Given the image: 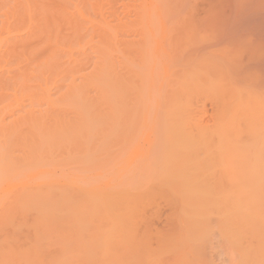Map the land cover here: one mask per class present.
<instances>
[{
	"label": "rangeland",
	"instance_id": "obj_1",
	"mask_svg": "<svg viewBox=\"0 0 264 264\" xmlns=\"http://www.w3.org/2000/svg\"><path fill=\"white\" fill-rule=\"evenodd\" d=\"M224 1H226L227 3L225 4ZM256 2L259 3L258 1ZM243 3L248 4L251 2L250 0H238L237 4V0H0V44L2 43L0 45V82H6L7 80L6 83L1 82L3 84H0V87H2L1 89L4 91L3 92L1 90L3 96L4 93L8 96L7 97L5 95L7 101L5 99H2L3 96L1 97V99L4 101L0 99V107H7H3V110H0V112H2L3 114L4 111L3 115H5V109L7 110L9 105L15 107L14 111L12 112L13 115H9V111L7 110V117L5 115V117L2 118L4 120V124L6 122L10 124L11 122L9 121H12L13 117L15 119L13 121H17L22 116H26V114H28V110L33 111L34 108V111H37L38 109L40 111L42 109L46 110L48 107L46 106L45 101L43 102L40 99V103L43 102V106L41 108L40 103L37 102L39 101L38 98L44 94V89H46V93L50 88V98H54L55 100V98H59L58 95L60 96L61 92L62 94H64L63 91L67 90L66 86L67 84H69L68 80L71 81V77H75V84L78 83L77 85L79 86L81 85L79 84V82H81L82 85L85 84V82L83 81L89 78L88 76L92 78V75L94 76L96 72V74H100L97 69H99L98 65H103L98 63H100L102 60L103 63L105 61V58L101 57L100 55L103 53V56H107L106 59L109 60L111 58L109 62L113 61L111 63H108L106 60V62L104 63H108L107 65H105V71L107 72L104 77H106L107 75L106 78L110 79L111 76L109 75V77L108 73L110 74L112 72V75L114 74L116 79L114 78V76H112L111 81H114L117 87L114 82L112 84L113 86L110 85V87H106L107 85H109V80L105 79L108 84L106 85L105 82L104 89L102 86L104 82L102 81V83L100 84L102 80L100 78L101 80L98 83L97 77H99V75H95V78L97 79L96 81L94 78L92 80L87 79V81L94 80L93 82H96V84H98V87L95 86V90H93L94 86L90 87L88 85V94H90L88 96H91L90 98L92 99L93 103H95L96 100L97 102H99L100 99L98 98H100L99 96L103 94L100 93L101 89L97 90L96 87L100 88L101 86V88L104 89V93L106 94L108 92L105 91L107 90L106 88H108L110 94L111 92L115 93H113V97L114 95L116 96L117 94H119L120 90V97H118L121 99L122 105L120 104V100H115L114 97L112 98L113 101H119H117L118 103H114L111 101L114 104L113 106H116L117 109L121 108L123 104L127 105L130 103L129 105H127L126 111L132 106L131 109L127 111V114H125V108H121V112L120 109L116 110L113 107H111L110 110L105 103L107 102V99V103H109L111 98L109 99L108 97L106 99V97H104L106 95H103V99L106 100H104L105 102L103 100H100L104 102V104L101 103L102 105L100 106L106 107L105 109H107L105 110V112H103V114L102 111L104 108H100V110H102L101 112L99 111V113H101L100 115H96V112L93 111V115L90 112L85 114L84 117V114L82 115V118L86 120V116H88V114H91L88 117L89 121H91L90 118H93L94 116L95 120L96 118H98L97 120L101 119L103 123H101V121L98 123L94 119H92V121L94 120L95 122H93L94 124H91L87 119V123H89V129H85V132L83 131L84 128L82 129V138L81 140L79 139L81 143L78 142L79 140L77 141L78 144L75 143L76 140L69 143L72 146L74 145L73 148H71L72 146H69V150H74V152L70 150V154H77L75 150L80 153L78 154V156H80L79 158H77L78 156H75L77 160L74 158L76 162L71 163L74 166H71L70 163L68 164L67 160V162H63L67 163L70 166H68V168H70V171L68 170L67 166H64L65 168H63V166L62 168L60 167L62 171H60V168H52L58 170L53 172L55 176H58L55 177L56 179H53L59 180L62 176L63 179H67V177H71L73 179L76 178L79 182V185L83 187L82 190H88H86L87 193L81 191L78 194L79 196L77 195L78 197L76 202L79 201L80 204H78L77 202L76 206L80 205L81 208H79L82 210V216H86V214H88L86 221L84 219V216L82 222H87L86 224L89 225V229L91 228L93 231L98 230L102 232L109 231L117 234L119 228L115 224L120 223V220L123 221L125 219L127 224H129L128 222L132 224L129 225L132 226L131 231H134L132 232L133 238H130L128 235V239L126 240V242L124 240V243H128L127 245L128 247H130V255L126 254L123 251V248L122 250L120 248L114 249L115 246L119 247L118 244L114 243L115 245L113 247V243L111 245L109 242H106V240H101L104 247L105 245H109L111 246L112 250L110 249L109 251H106L105 254H102L100 253L98 247L99 253L95 249V253H93V255L98 253L97 255L93 256L91 259H82L81 257L78 260H72L76 264H236L235 260L237 257H235L234 255L235 252H231L232 247H226L227 245H229L227 241L231 240V237L229 236L230 238L228 239V232L225 231L227 233L225 234V232L223 231L224 229H221L217 226L219 224H222V222H219L222 221L221 218L223 217V215L226 216V219L225 217L223 218V226L225 220H230V225L228 224L227 220V223L224 226L227 231L229 229L231 230L235 224L234 221V223L232 222V220H234V215H228V212L232 213L230 211L234 210V207H232L234 206L235 201L234 193L238 191L236 190L237 187L235 185L238 184L233 185L236 191L231 185L234 184V181L236 182V179H238L237 177H240L236 175L238 172H240V170H237V173L236 171H234L236 170V166H238L237 164L240 163L239 165L241 167L240 160L242 161V163L244 162L249 165L248 167L250 171L253 170L251 169L253 167H256L257 169V166H264V161L262 165H260L261 163H258L260 162V160L258 159L264 157V80L246 79L245 81H241V79H237L239 80L238 82L237 80L235 81L236 78L233 81L232 76V79L228 78L222 72V63L224 58L223 53L225 54L224 48H226V46L229 45L230 42L235 41L236 43L234 42V44L236 45V47L238 48V46H240L239 49H235V51L237 50L238 52H240L239 50H241L242 47L250 45L249 41L254 39L253 37L248 36V39L245 38L244 40H242L236 35L239 34L247 26V24L245 25L243 24V22H241L244 20H239L237 16L239 15V11L243 10L245 12V7L242 8L245 5ZM235 6H237L238 8L240 6V8L238 9ZM245 6L246 8H248L247 5ZM38 7H40V9ZM236 8L239 10L237 12L238 14H236L235 12ZM249 10L250 9L248 8L247 15H252V12H250ZM224 12L225 14L227 13L226 16L229 17L228 24H230V26H227V22L224 21L226 19ZM245 13H240V15H246ZM251 17H247L249 18L247 19L245 16L244 18L247 19L246 21H249L248 23H250ZM224 22H226V24ZM226 26L230 27L228 28V31L232 30L231 32H229L231 33L229 35H232L230 38H234L230 39L231 41L228 43L224 41L226 38H229L224 36V33L227 32L224 31ZM225 44L227 45L225 46ZM232 46L233 45H229L227 48ZM115 49H117L116 53ZM6 50H8L7 53ZM109 50L110 52H112L111 50H113V53H110ZM107 51L109 52L110 58L107 55ZM241 53L242 58L245 57L246 52ZM258 53H262L261 50ZM3 54H5V56ZM236 54L235 58L237 57ZM258 55L264 56V53L263 55ZM232 58L235 59L234 55L232 56ZM6 62L7 64L5 66ZM95 63L96 65H98H94ZM112 65H114V67ZM101 66L100 68H102ZM109 66H111L110 69H108ZM8 68L11 70H8ZM111 69L112 71L109 72V70ZM10 74L15 77L14 78L12 76L13 79L17 78V81L22 86L28 84L27 88L30 86V91H24V89H16L14 90V92L11 89L12 86L10 82L12 81H10V78L12 77H9L11 76ZM101 76L102 74H100V77ZM68 77H70V79H68ZM227 78L230 81H228ZM49 81L51 82L49 83ZM111 81L110 84L112 83ZM121 81H124V83ZM117 82L119 83V85H121V89L124 88L123 95H126L125 97L122 95V90L119 89ZM19 83L17 85H20ZM38 83L39 87H37ZM121 83L123 85L125 84V87H123ZM8 84L10 85V87ZM46 84L49 88L46 86ZM17 85L15 86V88H17ZM40 85H42L44 88L42 86L40 87ZM60 85L61 87H58V89L60 90L59 91L56 86ZM114 85L118 90L117 94L116 89L115 91H112L114 89ZM12 88L15 89L14 87ZM41 88L43 89L42 91ZM56 90L59 92H56ZM31 91H33L32 93L34 95H36L35 93L37 92V95L33 96ZM96 91H100L98 92V96ZM28 93H30V96H28ZM49 93H47V95ZM56 93L58 94L55 95ZM110 94L108 93V96H110ZM45 95L46 94H44V96ZM44 96H42V99ZM122 96L124 97V99ZM26 97H32V99L34 97L35 102L40 106L38 108L35 107L37 104L33 102L34 99L32 101V99L29 98L27 99V101L31 100L32 104H30L32 106L34 105V108L32 106L30 108L29 101H26ZM94 98L97 99L95 100ZM124 100H126V103H123ZM179 103H181V106L184 105V109L179 106ZM22 104L25 106V108L29 106V109H21L23 107ZM96 104L98 105L99 103H95V105ZM115 104H117L118 106L121 105V107H117V105ZM133 106H137L138 108L135 109ZM96 107L94 111L98 112L99 106ZM112 109H115V111L119 112L115 113L114 111V113L111 114L112 112L110 113L109 110L112 111ZM132 109L136 110L135 113ZM21 110L22 112H20ZM106 111L107 115L106 117H104ZM69 115H67V118ZM101 115L102 118L99 117ZM105 118L107 119L105 120ZM114 120L118 122L114 123ZM7 123L6 125H8ZM114 124H116V126ZM112 125L115 127H113ZM90 126L93 127L90 128ZM173 127L176 131L173 129ZM90 129L92 130L89 133V135L92 134L90 138L93 137L91 139V142L87 141L90 140L87 139L89 137L87 134ZM108 131L110 135H108ZM254 132L256 135H254ZM174 137H176V140H178V138L180 137L179 140H181V142L179 140L177 141L178 143L176 142V144H178L176 146H173V144H175ZM185 138L190 139L186 140ZM184 139L186 144L184 142ZM193 139H195V141ZM86 142H88L89 144H86ZM187 144L193 146L187 148V152H182V149L187 150L185 149V146ZM170 145L172 147H170ZM241 147L245 149L242 150ZM91 151H94V156L93 154L91 155ZM167 153L168 155L169 153H173L171 156L175 154L176 156L174 155L173 158L180 155L182 156V154L184 153L185 154L183 155L184 158L180 157L183 160L178 157L180 159H178L180 162L176 161L177 159L172 160V157L170 156L171 158H169L172 161L168 159V163L169 161V164H172L173 161L175 163L173 164V166H169L167 164L169 166L167 167L165 163L162 164L163 161L166 162L165 159L168 158V156L167 158L165 156V154L167 155ZM39 154L40 153H38V155ZM59 154L62 155V152H60ZM240 154H242V158L244 155L246 156V158L244 157L245 159L243 158V160L241 158L239 159ZM256 155H259L258 157H260L257 160L254 157ZM191 156L193 158H191ZM253 157L255 158L254 161L256 162L252 160ZM80 159H82L83 161H80ZM84 159L90 161H84ZM187 159L188 161L185 165V162L183 163L182 161H185ZM191 159L193 160L191 161ZM251 160L253 161V163L257 164L253 166ZM176 163L178 164V167L181 166L180 164H184H182V166L180 167L182 170L178 169V167H174L177 165ZM205 164L206 166L208 165V168L205 167ZM209 164L211 167L209 166ZM56 165L54 164L53 166ZM200 165H202L203 167L201 168ZM164 166L165 169L163 168ZM184 166L185 168L183 169L182 167ZM263 166L259 168L260 171L262 170ZM166 167L168 168V170L170 168V172ZM171 167L173 169H171ZM195 167H197L196 170L194 169ZM248 167L245 168L246 172L244 167H242L244 171L241 168L240 169L244 173H247ZM204 168H206V170L208 169L205 173ZM163 169L165 171H163ZM174 169H177V171L179 170L180 172L178 173L176 171V173H178H174V175H178L177 178L175 177L176 180H174V176H172L173 179L171 178V180L170 174L173 175V172L171 171L173 170L175 172ZM256 169L254 171H256ZM41 170L42 169H40L39 171ZM39 171L38 173H40ZM43 171H45V169ZM196 171L198 174L195 173ZM254 171H251V174L249 172L248 173L250 175H258V172H260L257 170L255 174ZM24 172L26 173V170H24ZM161 172L164 173L167 178L164 174L162 175ZM200 173L202 174L200 175ZM53 174H51L52 177H54ZM64 174L67 175L64 176ZM194 174L198 175H196V179L194 177ZM205 174L207 175L205 176ZM261 174H264V170L261 171L260 175ZM21 176L26 177L24 173H22ZM191 176L193 177V179L190 178ZM202 177L206 182L202 181ZM183 179H185V181L186 179H192L191 184L193 180H195L197 183V180L199 179L198 181H200L201 179V181L198 182L199 184L201 183L200 186L197 185L198 183L196 184L197 188L201 189L204 184L208 191L212 193L209 195L207 189H204L205 186L202 187L204 191L208 192V196L205 194L206 198L209 196H213L211 197L212 199L214 198L213 200L211 198H204L205 200L211 202H201V204L205 203L208 206L209 204L212 205V207L210 206V208L207 209L206 206L204 209V204H202V208L204 209H202L203 213H207V211H209L210 213L208 212V214H203L204 216H202V213L198 214V212H196L197 215L194 216L195 213L192 212L194 211V209L196 210V208L194 207L193 209L192 207L194 204L197 205L196 202L198 201H193L194 204L191 203L190 206L192 205V207L189 208L184 205L185 203H190L191 199L194 200L195 198L197 200L199 199L200 202L201 199L198 195L202 192H205L201 191V189V192L196 194L198 198L196 195L195 198H189V196L187 198L184 194H182L183 197H185L184 199H182V195L180 196V189L183 186L180 187V185ZM26 180L28 181L29 179ZM27 181L23 182L26 183ZM31 181L34 182L33 180ZM170 183H174V185ZM185 183L186 182L183 181L182 184ZM187 183L189 184H185L184 186L188 185V187L190 188V182L187 181ZM208 184H211V186H209ZM212 185L214 188H211ZM19 186L20 185L16 186V191L19 190L17 189L19 188ZM194 186H191V188H193ZM128 187L130 188V191L127 192L126 190H129ZM123 188L126 192H124ZM211 190H213V192H211ZM14 191V189L11 191L13 194L11 192L9 194H5L0 191V202L4 198H6L4 202L9 201L8 203L10 205L9 206L8 203H5L7 204L5 205L4 203H2V201L1 203L3 204V206H1L2 204L0 203V215L3 214L4 209L6 210L7 207H12L10 202L11 200H14ZM94 191L97 192L96 195ZM110 191H112V195ZM74 192L75 194L77 193L76 191ZM106 192H109L110 194L108 193L107 196ZM118 194L119 196H117ZM122 194H125V196H123ZM176 194H179V197L181 198H179ZM217 194L221 196H218ZM114 195H116L117 197H115ZM109 196H112L111 199ZM201 196L203 195L201 194ZM216 196L217 198L220 197V199H217ZM98 197H100V199H98ZM103 201L104 203H102ZM201 201L204 200L202 199ZM213 201L216 204H212ZM231 204L233 205L231 206ZM198 205L199 206H197V209L200 208V204ZM230 207L233 210L230 209V211H228ZM125 209H128V216L127 218H122L120 214L124 212ZM200 210L201 209H199V211ZM202 210L200 212H202ZM181 211H185L187 212V214H191L189 215L190 217L185 212L183 214ZM177 213L178 215H176ZM211 213H214V215H212ZM181 215L185 216V219L184 217L181 218L182 221L180 219ZM1 216L0 218H2ZM193 216L196 218H193ZM2 219L0 220L2 221ZM176 219L180 221L178 222ZM189 219L190 222L188 221ZM183 221L191 223V226H193L195 223L201 222L200 224L194 225L197 228V232H200L202 230V227L206 226L207 228L209 226V229H211L210 232L208 231V229L206 233L203 232L204 234H206L204 236V240H202V234L198 233L202 237L198 236L197 234V238L199 237V239L205 241L204 243H199L200 240L199 242L197 240H192V243L197 242L196 245H203L200 246V249H204H197L198 251L192 254L191 257L190 254H186V256L188 255L187 257H185L184 254L180 255L181 252L179 250L178 254L177 252H170L168 251V249L167 251L165 250V248L168 247L167 244L171 242L172 236L179 231L181 225L185 224H183ZM2 224L0 223V227H2ZM84 224L85 223H83L80 228H85L87 230V225L85 224L84 227ZM201 224L202 226H200ZM198 225L200 227H198ZM226 226L228 228H226ZM198 228H201V230L199 231ZM83 229L81 231H84L85 234L86 230ZM203 229L205 230L206 228ZM214 229L217 232H214ZM221 231H223L224 235H226L227 237L223 234H220ZM156 235H158L159 237ZM162 236H164L165 238ZM168 238L170 241L168 240ZM175 241L176 240H174V242ZM126 244L122 243V245ZM127 245L126 248L128 251ZM129 245H134L138 249L135 247L133 248ZM199 246L196 247L199 248ZM196 247H194V249H196ZM143 248L148 249L144 250ZM169 248L172 251V247L169 246ZM173 248L177 250V248ZM226 248L229 249L226 250ZM221 250H224L226 252H221ZM122 251L127 256H124V253ZM158 251L161 252L159 253ZM230 253H233V255H230ZM115 255L118 257L116 258ZM67 262L71 261L67 260ZM74 262H72V264H75Z\"/></svg>",
	"mask_w": 264,
	"mask_h": 264
},
{
	"label": "bare ground",
	"instance_id": "obj_2",
	"mask_svg": "<svg viewBox=\"0 0 264 264\" xmlns=\"http://www.w3.org/2000/svg\"><path fill=\"white\" fill-rule=\"evenodd\" d=\"M236 1V0H235ZM240 1V0H239ZM247 1V0H246ZM253 1H258L259 3H255V2H253ZM225 2V4L227 3L226 1H224ZM242 2H244V1H242ZM249 2V1H248ZM250 2L251 3H248L251 7H252V9H251V7L247 4V3H243V4H245V5H247V7L250 9L249 11L250 12H252V15L251 14H248L247 15V9L248 8H246V6L244 5L242 8H244V10H245V12L242 10V11H239L238 9L240 8V6H239V8L237 7V6H235V7H237L236 8V10H235V12H236V14H238L239 13V15H240V13L241 14H246V15H237L238 16V18H239V20H244V21H241V22H243V24H247V26L240 32V33H242V34H236L237 35V37L238 38H241L242 40H244L245 38H247L248 36L250 37H253L254 39L253 40H251V41H249V44L250 45H246V46H244V47H242L241 48V50H239L240 52H238L237 50V52L235 51V49H239V47L240 46H238V48L236 47V45L234 44V42L235 41H233V42H230L231 40L230 39H232V38H230L232 35H229V34H231V33H229V32H231L230 30L228 31V28H230V27H227V26H230V24H228L229 22H228V20H229V17L228 16H226L227 15V13L225 14V12H224V15L226 16V19L224 20V21H226L227 22V26L225 27V29H224V31H227L226 33H224V36H226V37H229V38H226L224 41H226L227 43L228 42H230L229 43V45L231 46V45H233V46H235V47H229V48H227L229 45H227V44H225V46H226V48H224V52H225V54L223 53V56H224V58H223V63H222V65H223V73L225 74V76L226 77H228V78H231V76L233 77V81H234V79H235V81L237 80V79H241V81H245L246 79L247 80H251V79H253V80H259V79H263L264 80V56H260V55H258V54H262L263 55V53H264V0H250ZM31 4V3H30ZM237 4H238V0H237ZM252 4H253V6H252ZM256 4V5H255ZM241 5V4H240ZM242 6V5H241ZM28 7H29V5H28ZM39 9H40V7H38ZM74 8V7H73ZM38 10V9H37ZM78 10V9H77ZM224 10V9H223ZM239 11V12H238ZM248 11V12H249ZM28 12V11H27ZM238 12V13H237ZM242 12H244V13H242ZM58 13V12H57ZM62 13V12H61ZM65 13V12H64ZM71 13V12H70ZM77 13V12H76ZM38 14V13H37ZM49 14V13H48ZM52 14H53V12H52ZM81 15V14H80ZM223 15V16H224ZM63 16V15H62ZM65 16V15H64ZM224 16V17H225ZM246 16V18L247 17H251V16H253V17H251V20H253V21H251L250 20V23H248L249 21H246L247 19H249V18H244ZM26 17V16H25ZM227 17H228V19H227ZM34 18V17H33ZM41 18V17H40ZM52 19H53V17H52ZM73 19V18H72ZM52 22V21H51ZM226 22H224L225 24H226ZM54 23V22H53ZM56 24V23H55ZM39 26V25H38ZM48 26V25H47ZM60 30V29H59ZM50 34V33H49ZM226 34V35H225ZM234 34V33H233ZM77 36V35H76ZM237 37H235V38H237ZM248 37V38H249ZM247 38V39H248ZM93 39V38H92ZM228 39H229V41H228ZM234 39V38H233ZM251 39V38H250ZM47 40H49V39H47ZM239 41V40H238ZM5 42V41H4ZM225 42V43H226ZM240 42V41H239ZM16 43V42H15ZM236 43V42H235ZM2 44V43H1ZM0 44V45H1ZM103 44V43H102ZM238 44V43H237ZM21 45V44H20ZM52 45V44H51ZM54 45V44H53ZM76 45V44H75ZM239 45V44H238ZM241 45V44H240ZM10 46V45H9ZM61 47V46H60ZM106 48V47H105ZM108 48V47H107ZM111 48V47H110ZM230 48H232V49H230ZM226 49V50H225ZM66 50V49H65ZM69 50V49H68ZM106 50V49H105ZM116 50L117 49H115V53H116ZM261 50V52L262 53H258L259 51ZM112 52H110V50H109V52L110 53H113V50H111ZM8 52V50H6V53ZM108 52V51H107ZM109 52L107 53V55L109 56V58H110V55H109ZM232 52H233V54H232ZM234 52H236V53H238V54H236V53H234ZM241 52H246L245 53V57H243L242 58V53ZM5 53V52H4ZM5 53V54H6ZM15 53V52H14ZM5 54H3L4 56H5ZM235 54H236V58H235ZM239 54H241V55H239ZM60 55V54H59ZM101 55V57H104L103 59L105 60L104 61V63L106 62V60H107V62L108 63H111V62H113V61H110L109 62V60L111 59H106L107 58V56L105 55V56H103L104 55V53L103 54H100ZM234 55V58L235 59H233L232 58V56ZM244 55V54H243ZM4 56H2V57H4ZM17 56V55H16ZM96 56V55H95ZM100 58V57H99ZM1 59V58H0ZM4 59V58H3ZM22 59V58H21ZM49 59V58H48ZM102 60V59H101ZM100 60V61H101ZM6 61V60H5ZM4 61V62H5ZM8 61V60H7ZM15 61V60H14ZM41 61V60H40ZM97 61H98V58H97ZM120 61V60H119ZM2 62H3V60H2ZM121 62V61H120ZM30 63V62H29ZM97 63V62H96ZM96 63L94 64V65H96ZM103 63V60L100 62V63H98V64H103L102 66L101 65H98V68L99 69H97L99 72H100V74H102V76L100 77V74L98 73V74H96L95 73V75H99V77H97L98 78V80L95 78V75L93 76L92 75V78H90V76H88L89 78H87V79H95V81L97 80V82L99 83L100 82V80H101V82H100V84L102 83V81L104 82L103 83V88L105 89V86H104V84H105V79L107 80L108 78H106L107 77V75H106V77H104L105 76V74H106V72L107 71H105V65H107L108 63H106V64H104ZM2 64V63H1ZM6 64H7V62L5 63V66H6ZM114 64V63H113ZM65 65V64H64ZM96 65V66H97ZM124 65V64H123ZM47 66V65H46ZM100 66L102 67V68H100ZM113 67H114V65H112ZM2 67V66H1ZM4 67V66H3ZM12 67V66H11ZM16 67V66H15ZM24 67V66H23ZM27 67H28V65H27ZM41 67V66H40ZM108 67V66H107ZM112 67V68H113ZM95 68V67H94ZM111 68V66H109V68L108 69H110ZM76 69V68H75ZM199 69V68H198ZM259 69H262V70H259ZM8 70H11V69H9L8 68ZM79 70V69H78ZM92 70V69H91ZM95 70V69H94ZM96 70V71H97ZM112 71V69L111 70H109V72H111ZM115 71V70H114ZM114 71H113V73H114ZM192 71V70H191ZM69 72V71H68ZM70 72H72V71H70ZM74 72V71H73ZM11 73V72H10ZM29 73V72H28ZM37 73V72H36ZM194 73V72H193ZM8 74V73H7ZM24 74V73H23ZM27 74V73H26ZM72 74H74V73H72ZM91 74H93V73H91ZM90 74V75H91ZM11 75V74H10ZM55 75V74H54ZM111 77H110V76ZM13 75H11V76H9V77H12ZM25 76V75H24ZM28 76V75H27ZM71 76V75H70ZM75 76V75H74ZM77 76V75H76ZM82 76V75H81ZM85 76V75H84ZM108 76L110 77V79H108L109 81V85H107L108 84V82H106V87H110V85H112L113 84V82L111 81V78H112V76H114V74L112 75V72L109 74L108 73ZM14 77V76H13ZM13 77L12 78H10V81H12V82H10L11 83V86L12 87H14L15 88V86L19 83L18 81H17V78L16 79H13ZM66 77V76H65ZM118 77V76H117ZM15 78V77H14ZM75 77H71V81H69L68 80V82H69V84H67V90H65V91H63V93L64 94H62V92H61V94H60V96L58 95V97L59 98H55V100H54V98H50L51 97V92H50V88L47 86V84H46V86L49 88L48 89V92H46L45 93V91H46V89H42L41 88V91L43 90L44 92V94H46L45 96H44V94L42 95V94H40V95H42V96H44L43 97V99H42V96H40L39 98H38V100L39 101H37V99H36V101L38 102V103H40V101L42 100L43 102L45 101V103H46V106L48 107L46 110L44 109H42L41 111L38 109L37 111H34V105L32 106L31 104V102L33 101V99H34V97H33V99H32V97L30 98V97H26V101H27V99H32V101L30 100H28L29 101V106H30V108H31V106L34 108L33 109V111H30V110H28L27 111V113L28 114H26V116H22L20 119H18L17 121H13V120H15L14 119V117H13V123H12V121H9V122H11L10 124L9 123H7L8 125H6V123L4 124L3 123V117H5V115L7 114V112L9 111V115H13V111H14V106L12 107V106H8V111L5 109V112H6V114L5 115H3L4 114V111H3V114H2V112H0V191H2L3 193H5V194H9L13 189L15 190L14 191V200L12 201L11 200V202H10V204H11V208H6V210L4 209L3 211V214H1V215H3V216H1L2 218H0V219H2V221L0 220V223L2 224L1 226L2 227H0V264H72V262H74L75 260H78V259H80L81 257H82V259L83 258H85V259H91L93 256H95V255H97L98 253H99V251H98V247H99V250H100V253H102V254H105L106 253V251H109L110 249L112 250V248H111V246H109V245H105V247L103 246V244H102V242H101V240H106V242H109L111 245H112V243H113V247H114V245L115 244H118L119 245V247L117 246H115L114 247V249H121L122 250V248H123V251L126 253V254H129V250H130V247H128V243L126 244V243H124V240H125V242H126V240L128 239V235H129V237L131 238L132 237V232H134V231H131V228H132V226H130V225H132L130 222H128L129 224H127L126 223V221H125V219L122 221V220H120L119 222L120 223H116L115 225L116 226H118V228H119V230H118V232H117V234H115V233H113V232H109V231H106V232H102V231H98V230H96V231H93L91 228L89 229V225H87L86 223L87 222H85L86 221V218H87V216H88V214H86V216H85V218H84V216H82V210L80 209L81 207H80V205H78V206H76V203L78 202V204H80L79 203V201H77L76 202V200H77V197L79 196L78 194L82 191V192H86L87 193V189H84L85 191H83L82 190V188L83 187H81L80 185H79V182L77 181V179L75 180V179H73V178H71V177H67V179H63L62 177H61V179H59V180H55L56 178L55 177H58V176H55L54 174H53V172L54 171H58L57 169L58 168H62V166H63V168H65L64 166H67V168H68V164L70 163V165L71 166H74L73 164H71L72 162H76V158H75V156H78V154H80V153H78L76 150H75V152L77 153V154H70L71 153V151L70 150H72L73 152H74V150L73 149H70L69 150V146L71 147L72 145L71 144H69V143H71V142H74L75 140H76V144H78V142H80L81 143V138H82V134H81V132L83 133V131L85 132V129H89V123H91V124H94L93 122H100L101 121V119L100 118H102V115L101 116H99L100 118V120H97L98 118H96V120H95V118H94V116H93V118H90V120L92 121V119H94L92 122L91 121H89V119H88V117H89V115H91V114H88V116H86V118L88 119V122L89 123H87V119L85 120V119H83L82 118V115H83V117L85 116V114H87L88 112H90V113H92V115H93V112H96V115H100L101 113H99V111L101 112L102 110H100V108H104L103 109V111H102V114H103V112H105V110H107V109H105L106 107H101L100 105H102V104H104V100H106L108 97H109V99L111 98V100L109 101V103H107L108 102V99L106 100L107 102L105 103V104H107V106H108V108L110 109L111 107H113V108H115L116 109V106H113L114 104L112 103V102H114V103H118L117 101H119L120 100V104L122 105V101H121V99L119 98L120 96H119V94H120V90H119V94H117V92H118V90H117V85L115 84V82H114V84L116 85V87H115V85H114V89L112 90V91H115V89L117 90L116 91V96L118 97H116L115 95H114V97H113V93L111 92V94H110V92H109V90H108V88H106L107 90L105 91V92H108L109 94H110V96H108V93L106 94V93H104V89H102L101 88V86H100V88H97L98 86V84H96V82H93V81H87V79L86 80H84L83 78V82H85V84H83L82 85V83L81 82H79V84H81V85H77V84H75V79H74ZM101 78V79H100ZM114 78H115V76H114ZM120 78H122V77H120ZM227 78V79H228ZM45 79V78H44ZM61 79V78H60ZM68 79H70V77H68ZM116 79V78H115ZM124 79V78H123ZM232 79V78H231ZM3 80H5V79H3ZM66 80V79H65ZM64 80V81H65ZM125 80V79H124ZM239 80H237L238 82H239ZM9 81V80H8ZM14 81H16V82H14ZM39 81V80H38ZM110 81L112 82L111 84H110ZM228 81H230L229 79H228ZM1 82H4V81H1ZM0 82V84H3V83H1ZM6 82H7V80H6ZM6 82H4V83H6ZM51 81H49V83H50ZM121 82H123L124 83V81H121ZM13 83V84H12ZM14 83H16V84H14ZM198 83H200V82H198ZM20 84V83H19ZM24 84V83H23ZM94 84V85H93ZM99 84V85H100ZM117 84H118V87H119V89H121V85H119V83L117 82ZM122 84V83H121ZM4 85H6V84H4ZM9 85V84H8ZM7 85V86H8ZM21 85V84H20ZM20 85H17V88H15V89H13L12 87H11V89L14 91V90H16V89H24V91L26 90V91H30L29 89L31 88L30 86V88L28 87L27 88V85L25 84V85H21V88H20ZM43 85V84H42ZM42 85H40V87L42 86ZM61 85H62V83H61ZM61 85L60 86H56V88L58 89V87H61ZM94 86V89L93 90H95V86H97L96 87V89L98 90H100V91H96V93H97V96L99 95V93L98 92H100L101 94V96H99L100 98H98L97 96H95V97H97L98 99H100V100H103V101H100L99 100V102H97V98H94L95 100H96V102H95V100H94V102L95 103H99L98 105L96 104L95 105V103H93V101H92V99L90 98L91 96H88V95H90V94H88V90H89V87L87 88V86ZM123 85V84H122ZM125 85V84H124ZM123 85V87H125ZM25 86V87H24ZM44 86V85H43ZM42 86V87H43ZM113 86V85H112ZM197 86H198V84H197ZM9 87H10V85H9ZM24 87V88H23ZM37 87H39V83H38V86ZM63 87V86H62ZM129 87V86H128ZM134 87V86H133ZM2 87H0V92H1V89ZM25 88H27V89H25ZM44 88V87H43ZM46 88V87H45ZM127 88V87H126ZM4 89V88H3ZM40 89V88H39ZM61 89H63V88H61ZM91 89V88H90ZM110 89V88H109ZM112 89V88H111ZM124 89V88H123ZM123 89H121L122 91V95H123V93H124V90ZM6 90V89H5ZM9 90V89H8ZM59 90V89H58ZM3 91V90H2ZM7 91V90H6ZM40 91V92H41ZM60 91V90H59ZM59 91H57L56 90V92H59ZM111 91V90H110ZM4 92V91H3ZM15 92V91H14ZM33 91H31V93H32ZM50 92V93H49ZM66 92V93H65ZM90 92V91H89ZM2 93V92H1ZM1 93H0V95H1ZM7 93V92H6ZM47 93H49L50 94V96H49V94L47 95ZM11 94V93H10ZM15 94V93H14ZM29 94V95H28ZM27 95L28 96H30V93H28ZM33 94V93H32ZM36 95H37V92L35 93ZM53 94V93H52ZM58 93H56L55 95H57ZM115 94V93H114ZM230 94V93H229ZM6 94L4 93V96H5ZM36 95H34L33 94V96H36ZM103 95H106V96H104V97H106V99H103ZM181 95V94H180ZM3 96V93H2V95L0 96V99H1V97ZM3 96V98L2 99H5L6 101H7V99H6V96L4 97ZM93 96V97H94ZM112 96V97H111ZM124 96V95H123ZM122 96V97H123ZM126 96V95H125ZM124 96V97H125ZM8 97V96H7ZM54 97V96H53ZM57 97V96H56ZM124 97H123V99H124ZM90 98V99H89ZM112 98H114L115 100L116 99H119V100H117L116 102L115 101H113L112 100ZM1 99V100H2ZM17 99V98H16ZM41 99V100H40ZM58 99V100H57ZM134 100V99H133ZM132 100V101H133ZM2 101H4V100H2ZM1 101V102H2ZM27 101V102H28ZM112 101V102H111ZM34 103H36L35 102V99H34V101H33ZM43 102L42 103H40V105H38L37 103V105L35 106V107H39L40 106V108L43 106ZM127 102H129V101H127ZM11 103H13V102H11ZM31 103V104H30ZM44 103V104H45ZM102 103V104H101ZM112 103V104H111ZM123 103H126V100H124L123 101ZM134 103V102H133ZM136 103V102H135ZM173 103H174V101H173ZM182 103V102H181ZM181 103H179V106H181L180 104ZM235 103V102H234ZM21 104V103H20ZM130 104V103H129ZM129 104H127V105H129ZM177 104V103H176ZM14 105V104H13ZM16 105V104H15ZM19 105V104H18ZM23 105V104H22ZM21 105V106H22ZM94 105H95V107L96 106H99L98 108H99V110H98V112L97 111H94L95 110V107H94ZM115 105H117V104H115ZM121 105H119L120 107H121ZM127 105H124L123 104V106L121 107V108H125V114H127V111H129V109H131V107L126 111V107H127ZM134 105V104H133ZM137 105H138V103H137ZM20 106V107H21ZM29 106L27 107V108H25V106L23 105V107L21 108V109H29ZM105 106V105H104ZM118 105H117V107H119ZM125 106V107H124ZM184 106V105H183ZM183 106H181L183 109H184V107ZM3 107H7V106H3ZM3 107H0V108H2V109H0V110H3ZM9 107H12V108H9ZM134 107V106H133ZM180 107V108H181ZM234 107V106H233ZM97 108V107H96ZM121 108H117V109H120V112L122 111L121 110ZM135 109L136 108H138L137 106L136 107H134ZM173 108H175V107H173ZM232 108V107H231ZM9 109H11V110H9ZM115 109L113 110L112 109V111H110L109 110V112L111 113V114H113L114 113V111H115ZM116 109V110H117ZM133 110L134 111V113H135V111L136 110ZM185 109H186V107H185ZM249 109V108H248ZM26 110H25V112H26ZM32 110V109H31ZM70 110V111H69ZM10 111H11V113H10ZM93 111V112H92ZM131 111V110H130ZM20 112H22V110L20 111ZM83 112H85V113H83ZM109 112H108V114H109ZM117 112H119V111H115V113H117ZM173 112V111H172ZM186 112H188V111H186ZM250 112V111H249ZM258 112V111H257ZM68 113V114H67ZM69 113H70V115H69ZM99 113V114H98ZM122 113H124V112H122ZM71 114H72V117H71ZM95 114V113H94ZM256 114V113H255ZM255 114H253V115H255ZM67 115H69L68 116V118H67ZM95 115V116H96ZM106 115H107V111H106V114H105V116L104 117H106ZM258 115V114H257ZM118 116H119V114H118ZM124 116V115H123ZM6 117H7V115H6ZM11 117V116H10ZM20 117V116H19ZM70 117V118H69ZM103 117V118H104ZM126 117H127V115H126ZM129 117V116H128ZM247 117V116H246ZM254 117V116H253ZM108 118V117H107ZM107 118H105V120L107 119ZM248 118V117H247ZM246 118V119H247ZM110 119V118H109ZM104 120V119H103ZM242 120V119H241ZM244 120V119H243ZM251 120V119H250ZM114 123H117L115 120L113 121ZM181 122V121H180ZM101 123H103L102 121H101ZM126 123V122H125ZM111 124V123H110ZM177 124V123H176ZM251 124V123H250ZM101 125V124H100ZM115 126H116V124H114ZM113 126V125H112ZM115 126H113V127H115ZM174 126H176V125H174ZM91 127H93V126H90V128ZM210 127V126H209ZM84 128V129H83ZM120 128V127H119ZM239 128V127H238ZM255 128V127H254ZM82 129H83V131H82ZM173 129H174V127H173ZM110 130V129H109ZM175 130V129H174ZM186 130V129H185ZM90 131H92L91 129L89 130V132H88V138L87 139H90V140H87V141H90L91 142V139L93 138V137H91L90 138V136H92V134H90L89 135V133H90ZM176 131V130H175ZM178 131V130H177ZM264 132V131H263ZM111 133V132H110ZM213 133V132H212ZM94 134V133H93ZM190 134V133H189ZM201 134V133H200ZM205 134V133H204ZM257 134H259V133H257ZM84 135V134H83ZM108 135H110L109 134V131H108ZM176 135V134H175ZM192 135V134H191ZM197 135H199V134H197ZM254 135H256L255 134V132H254ZM181 137V136H180ZM179 137V138H180ZM187 137H189V136H187ZM194 137V136H193ZM107 138V137H106ZM179 138H178V140H179ZM196 138V137H195ZM198 138V137H197ZM80 139V140H79ZM84 139V138H83ZM174 139H175V144H173V146H176V145H178V144H176V142L178 141V140H176V137H174ZM173 139V140H174ZM186 140H189L190 138H185ZM185 139H184V142H185ZM206 139V138H205ZM239 139H241V138H239ZM239 139H237V140H239ZM79 140V141H78ZM194 141H195V139H193ZM193 140H191V141H193ZM203 140V139H202ZM78 141V142H77ZM112 141V140H111ZM180 142H181V140H179ZM197 141V140H196ZM174 142V141H173ZM183 142V141H182ZM190 142V141H189ZM216 142V141H215ZM83 143V142H82ZM85 143V142H84ZM88 142H86V144H87ZM96 143V142H95ZM113 143V142H112ZM178 143V142H177ZM192 143V142H191ZM209 143V142H208ZM67 144V145H66ZM89 144V143H88ZM185 144H186V142H185ZM190 144V143H189ZM189 144H187L186 146H185V149H187V148H189V147H192V146H190ZM194 144V143H193ZM201 144V143H200ZM82 145V144H81ZM117 145V144H116ZM182 146V145H181ZM200 146V145H199ZM225 146V145H224ZM63 147H64V150H63ZM65 147H67V148H65ZM74 147V145L71 147V148H73ZM116 147V146H115ZM170 147H172L171 145H170ZM183 147H184V145H183ZM244 147V146H243ZM242 148V147H241ZM67 149V150H66ZM95 149H96V147H95ZM182 149V148H181ZM223 149V148H222ZM245 148H242V150H244ZM86 150V149H85ZM98 150V149H97ZM88 151V150H87ZM187 152L188 151V149L187 150H184V149H182V152ZM209 151V150H208ZM249 151V150H248ZM60 152H62V155L61 154H59ZM67 152V153H66ZM70 152V153H69ZM72 152V153H73ZM92 152V151H91ZM94 152V151H93ZM93 152L91 153V155L93 154ZM165 152H167V151H165ZM217 152V151H216ZM222 152V151H221ZM38 153H40L41 154V156H40V154L38 155ZM206 153H208V152H206ZM68 154V155H67ZM70 154V155H69ZM86 154V153H85ZM89 154V153H88ZM173 153H169V155H168V153H167V155L165 154V156H166V158H167V156H168V158L167 159H165V161L166 162H164L163 161V163L162 164H168L169 166H173V164L175 163L174 161H173V163L172 164H169L170 163V161H172V160H176V161H179L180 159H182V158H180V157H183L184 158V154H182V156L180 155V156H178V157H175V158H173V156L175 155H173V156H171ZM191 154V153H190ZM190 154H188V155H190ZM244 154V153H243ZM59 155V156H58ZM67 155V156H66ZM83 155V154H82ZM242 154H240V157H239V159L241 158L242 160H243V158L245 157L246 158V156L244 155L243 156V158H242V156H241ZM35 156V157H34ZM37 156V157H36ZM87 156V155H86ZM93 156H94V154H93ZM172 158H171V157ZM176 156V155H175ZM259 155H256V156H254L255 158H256V160L258 159V158H260V157H258ZM39 157V158H38ZM80 156H78L77 158H79ZM172 159H170V158ZM187 157V156H186ZM252 158V160L254 161V159L255 158ZM36 158H38V159H36ZM76 160H75V159ZM81 158H85V157H81ZM191 158H193L192 156H191ZM209 158V157H208ZM220 158V157H219ZM244 158V159H245ZM74 159V160H73ZM87 159H91V158H87ZM170 160L169 161V163H168V161L167 160ZM179 159V160H178ZM189 159H190V157H189ZM261 159H263V160H261ZM261 159H258V160H260V162H258L260 165H262V163H263V161H264V157H262ZM67 160H68V164L67 163H65V162H63V161H66L67 162ZM71 160V161H70ZM82 159H80V161H81ZM162 160V159H161ZM183 160V159H182ZM193 159H191V161H192ZM208 160V159H207ZM210 160V159H209ZM237 160V159H236ZM251 160V161H252ZM70 161V162H69ZM79 161V160H78ZM83 161V160H82ZM84 161H90V160H86V159H84ZM188 161V159L187 160H185V161H182L185 165H186V162ZM250 161V162H251ZM253 161L251 162L252 164H253V166H255L257 163H253ZM180 162V161H179ZM208 162V161H207ZM211 162H212V160H211ZM239 162V161H238ZM240 162H241V167H240V163L239 164H237L238 166H236V170H234V171H236V173L238 172L237 170H240V172H238L236 175L237 176H240V177H237L238 179H236V182H239V183H236L235 181H234V184H232L231 186H233V185H235V184H238V185H235L236 187H237V189L236 190H238V191H236L235 190V187H234V190L236 191L234 194H235V201H234V206H232L233 204H231V206L232 207H234V210L233 209H231V207L229 208V210L228 211H230V209L231 210H233V211H230V212H232V213H229L228 212V215H230L231 214V216L232 215H234V220H232V222L234 221L235 222V224H234V226H233V228L232 227H230V228H232L231 230L229 229L228 231L224 228V226L226 225V221L228 220H225V223H224V226L222 225L223 224V218L225 217V219H226V216H224L223 215V217L221 218L222 219V221H218L219 223H221L222 222V224H219V225H221V226H217V227H220L221 229L223 228L224 230V232L226 231V232H228V234L229 235H227L228 236V239L231 237V240H228L227 242L229 243V245H225L226 247H228L229 246V248H233V250H232V248H231V252L233 251V253L235 252V257H237L236 258V260H235V262H236V264H264V174H261L260 175V173H261V171H263L264 169V166H263V168H262V170L260 171V167H262V166H257L258 168L256 169V167H253V168H251V169H253V170H251V171H254L255 169H256V171H254V173L255 172H257V170L258 171H260V172H258L259 174L257 175L256 173V175H254V174H252V175H250L252 172L250 171V169H249V165H247V163H242V161L240 160ZM245 162H246V160H245ZM248 162V161H247ZM254 162H256V161H254ZM62 163H63V165H62ZM79 163V162H78ZM82 163V162H81ZM84 163V162H83ZM178 163V162H177ZM176 163V164H177ZM182 163V164H183ZM249 163V162H248ZM56 165V166H53V165ZM65 164V165H64ZM182 164H180L181 166H182ZM183 164V165H184ZM252 164H250V165H252ZM58 165H59V167H58ZM76 165H77V163H76ZM167 165V167H169ZM242 165H244V166H242ZM247 165V166H246ZM48 168H46V167ZM162 166V165H161ZM180 166V167H181ZM201 166V168L203 167L202 165H200ZM208 166V165H207ZM206 166V164H205V167H207ZM209 166H210V164H209ZM53 167H55V168H57V169H52ZM70 167V166H69ZM166 167V168H167ZM175 168L176 167H178V164L176 165V166H174ZM180 167H178V169H181ZM211 167V166H210ZM242 167H244V169L245 168H247L248 167V171H247V173H244L243 171H244V169L242 168ZM60 168V169H61ZM72 168V167H71ZM164 169H165V166L163 167ZM183 169L185 168V166L184 167H182ZM196 168L197 167H195L194 169L196 170ZM199 168V167H198ZM208 168V167H207ZM237 168H239V169H237ZM243 170H241V169ZM27 169H28V171H27ZM30 169V170H29ZM40 169H42L41 171H39ZM45 169V171H43ZM70 168H68V170H69ZM163 169V171H165ZM171 169H173L172 167H171ZM205 170H204V173L208 170H206V168H204ZM24 170H26V173L24 172ZM67 170V171H68ZM161 170H162V167H161ZM160 170V171H161ZM167 170H168V168H167ZM169 170H170V168H169ZM168 170V171H169ZM175 170V172L172 170L171 172H173V175L172 174H170L171 175V177H170V179L172 178L173 179V177L172 176H174V180H176L175 179V177L177 178V176L176 175H174V173H176V171H177V169H174ZM182 170V169H181ZM199 170V169H198ZM38 171L40 172V173H38ZM60 171H62V169L60 170ZM70 171V170H69ZM162 171V172H163ZM28 172V173H27ZM64 172V171H63ZM161 172V173H162ZM170 172V171H169ZM178 173L180 172L179 170L177 171ZM210 172H211V169H210ZM245 172H246V169H245ZM250 174H249V173ZM21 173V174H20ZM22 173H24L25 174V176L26 175H28V176H26V177H22L21 175H22ZM67 173V172H66ZM178 173H176V174H178ZM195 173H197V171L195 172ZM263 173V172H262ZM19 174H20V176H19ZM39 174H42V175H39ZM51 174H53L54 175V177H52V175ZM69 174V173H68ZM164 173H162V175H163ZM198 174V173H197ZM197 174H194V177H195V179H196V175ZM202 173H200V175H201ZM213 174V173H212ZM218 174V173H217ZM59 175V174H58ZM62 175V174H61ZM67 175V174H66ZM65 174H64V176H66ZM165 175V174H164ZM207 174H205V176H206ZM214 175V174H213ZM236 175H234V176H236ZM198 176V175H197ZM203 176V175H202ZM205 176H204V179H205ZM154 177V176H153ZM165 177H166V175H165ZM201 177V176H200ZM209 177V176H208ZM218 177V176H217ZM53 178H55V179H53ZM167 178V177H166ZM190 178H192L193 179V177L191 176ZM199 178V177H198ZM213 178V177H212ZM26 179H29L28 181L26 180ZM171 179V180H172ZM191 179V180H192ZM211 179V178H210ZM233 179H234V177H233ZM31 180H33L34 182H32ZM191 180L189 179V180H187L186 179V181H185V179H183L182 180V183H183V181L184 182H186L185 184H189V183H187V181H189L190 182V184H191ZM199 180V179H198ZM197 180V183L198 182H200L201 181V179H200V181H198ZM238 180V181H237ZM25 181H27L26 183H24ZM32 182V183H30V182ZM193 181H194V184H195V186H194V184H193ZM192 181V184H191V186H194L193 188H191V186H190V188L188 187V185H186V186H184L185 184H182L181 183V185H180V187L181 186H183V187H181V189H180V196L182 195V194H184L185 195V197H187L188 198V196H189V198L191 197V198H195L197 195V193H200L201 191H204V189L206 190L207 188H206V186L203 184V186L202 187H204L205 186V188L204 189H202V187H201V189L199 188H197V185L198 186H200V184L198 183H196V181L195 180H193ZM202 181H204L203 180V177H202ZM173 182V181H172ZM175 182V181H174ZM204 182H206V181H204ZM216 182H217V180H216ZM170 184H173L174 185V183H170ZM197 184V185H196ZM213 184V183H212ZM18 185H20L19 186V188H17V189H19L18 191H16V186H18ZM144 185V184H143ZM209 185V184H208ZM216 185V184H215ZM209 186H211V184L209 185ZM127 187V186H126ZM126 187H125V189H126ZM208 187V186H207ZM129 188V187H128ZM162 188V187H161ZM211 188H214L213 187V185H212V187ZM124 189V188H123ZM125 189H124V192H128V191H130V188H129V190H126L125 191ZM197 189H198V192H197ZM233 189V188H232ZM71 192H70V191ZM87 190V191H86ZM110 190V189H109ZM201 190V191H200ZM210 190V189H209ZM216 190H218V189H216ZM74 191H76L77 193L75 194V192ZM108 191V190H107ZM207 191H208V189H207ZM229 191V190H228ZM230 191H231V189H230ZM91 192V191H90ZM95 192V195H96V191H94ZM103 192V191H102ZM111 192V195H112V191H110ZM113 192H116V191H113ZM173 192V191H172ZM171 192V193H172ZM205 193H200L198 196H199V198L202 200H204V201H201L200 200V202H199V199L197 200L196 198L193 200V199H191V202L190 203H185L184 205L185 206H187L188 208L189 207H192V205L190 206V204L192 203V204H194L193 203V201H198V202H196L197 203V205H193V209H194V207L196 208V210L194 209V211L192 212V213H195L194 214V216H196L197 215V213L196 212H198V214H201L202 216H204L205 214H208V212L209 211H207V213L205 212V213H203V210L205 209V207L208 209V208H210V206L212 207V205L211 204H209V206L207 205V204H205V203H202V204H204L203 206H204V209L202 208L203 206H202V204H201V202H211V201H207V200H205L204 198H206V195L208 196V194L210 195V194H212V193H210V191H208V192H206V191H204ZM211 192H213V190H211ZM216 192V191H215ZM12 193V192H11ZM92 193V192H91ZM107 193V192H106ZM109 193V192H108ZM108 193H107V196H108ZM117 193H118V191H117ZM116 193V194H117ZM208 193V194H207ZM220 193V192H219ZM226 193V192H225ZM13 194V193H12ZM84 194V193H83ZM90 194V193H89ZM110 194V193H109ZM120 194H121V191H120ZM126 194V193H125ZM125 194H122L123 196H125ZM201 194L203 195V196H205V197H203V196H201ZM206 194V195H205ZM221 194H222V192H221ZM229 194V193H228ZM78 195V196H77ZM128 195V194H127ZM158 195V194H157ZM176 195H178V197H179V194H176ZM196 195V196H195ZM218 195V194H217ZM230 195V194H229ZM9 196V195H8ZM11 196H13V195H11ZM98 196V195H97ZM115 197H117V196H119V194L116 196V195H114ZM122 196V197H123ZM154 196V195H153ZM198 196H197V198H198ZM201 196V197H200ZM215 196V195H214ZM218 196H221V195H218ZM225 196V195H224ZM228 196V195H227ZM10 197V196H9ZM110 197V199H111V197L112 196H109ZM121 197V196H120ZM120 197H118V198H120ZM127 197H129V196H127ZM126 197V198H127ZM182 197V199H184L185 197H183V195L181 196ZM181 197H179V198H181ZM203 197V198H202ZM211 197H213V196H211ZM210 196L209 197H207V198H211ZM230 197V196H229ZM2 198V197H1ZM13 198V197H12ZM102 198V197H101ZM108 198V197H107ZM206 198V199H207ZM216 198H217V196H216ZM228 198V197H227ZM98 199H100V197H98ZM109 199V200H110ZM154 199V198H153ZM212 199V198H211ZM211 199H208V200H211ZM214 199V198H213ZM212 199V200H213ZM217 199H220V197L219 198H217ZM229 199V198H228ZM227 199V200H228ZM1 200V199H0ZM4 200H6V198H4L1 202L2 203H8L7 201L6 202H4ZM114 200V199H113ZM117 200V199H116ZM123 200V199H122ZM180 200V199H179ZM216 200V199H215ZM223 200V199H222ZM101 201H102V199H101ZM107 201V200H106ZM0 202V203H1ZM94 202H96V201H94ZM125 202V201H124ZM223 202V201H222ZM226 202V201H225ZM231 202V201H230ZM229 202V203H230ZM1 203V204H2ZM102 203H104V201L102 202ZM108 203V202H107ZM180 203H182V202H180ZM219 203V202H218ZM95 204V203H94ZM97 204V203H96ZM198 204H200V208H198L197 209V206H199ZM212 204H216V203H214V201H213V203ZM5 205H7V204H5ZM8 205H9V203H8ZM127 205V204H126ZM125 205V206H126ZM183 205V204H182ZM182 205H180V206H182ZM1 206H3V204L1 205ZM10 206V205H9ZM128 206V205H127ZM222 206V205H221ZM220 206V207H221ZM80 207V208H79ZM2 208V207H1ZM9 209V210H8ZM199 209H203L202 210V212H200L199 211ZM220 209V208H219ZM221 210V209H220ZM6 211V212H5ZM80 211V212H79ZM180 211V210H179ZM183 214H184V212L185 211H181ZM212 212V211H211ZM223 212V211H222ZM225 212V211H224ZM226 212H227V210H226ZM80 213H81V215H80ZM179 213V212H178ZM178 213L176 214V215H178ZM186 214H187V212H185ZM189 213V212H188ZM210 213V212H209ZM174 214V213H173ZM185 214V215H186ZM204 214V215H203ZM212 214V213H211ZM221 214V213H220ZM224 214V213H223ZM79 215H80V217H79ZM188 216L189 215H191V214H187ZM212 215H214V213L212 214ZM225 215H227V214H225ZM82 216V217H81ZM120 216L122 217V218H127V216H128V209H125L124 210V212H122L121 214H120ZM193 216V218H196V217H194ZM199 216V215H198ZM197 216V217H198ZM182 217H184V219H185V216H182L181 215V217H180V219L182 218ZM190 217V216H189ZM188 217V218H189ZM80 218H81V220H80ZM83 218L85 219V221L84 222H82V220H83ZM170 218V217H169ZM192 218V219H193ZM210 218V217H209ZM89 219H90V216H89ZM89 219H87V220H89ZM191 219V218H190ZM190 219L188 220L189 222H190ZM211 219V218H210ZM221 219H219V220H221ZM233 219V218H232ZM177 221H178V219H176ZM180 221V220H179ZM178 221V222H179ZM181 221H182V219H181ZM82 222V223H81ZM208 222H209V220H208ZM229 222H230V220H228V224H229ZM231 222V223H232ZM233 222V223H234ZM83 223H85L86 225H87V230L84 228H80V226H82V224ZM185 223V224H184ZM193 223V222H192ZM201 222H199V223H195L194 225H197V224H200ZM205 223H206V221H205ZM85 224L83 225L84 227H85ZM90 224V223H89ZM182 224V223H181ZM183 224L184 225H181V228H179V231L175 234V235H173L172 236V238H171V242H169L170 240H169V238H168V242H169V244L171 243L172 244V246H171V244L169 245V244H167L168 245V247H166L165 248V250L167 251V249H168V251H170V252H177V254H178V250L181 252L180 253V255L181 254H184V256L185 257H187L189 254H190V257H191V255L192 254H194L195 252H197L198 250L197 249H200V246H203V245H201L200 244V246L199 245H196L197 244V242H195V243H192V240H197L198 242H199V240H200V242L199 243H204L205 241H202V240H204V236L206 235V234H204V233H206V231H207V229H208V231L210 232L211 231V229H209L210 227L208 226V228H207V226L206 227H202V230H201V228L199 229L198 228V230L200 231H202V233H201V231L200 232H197V228L193 225V226H191L190 224L191 223H188V222H184L183 221ZM209 224V223H208ZM208 224H206V225H208ZM211 225V224H210ZM230 225V224H229ZM233 225V224H232ZM134 226V225H133ZM183 226V227H182ZM200 226H202V224L200 225ZM199 225H198V227H200ZM223 226V227H222ZM203 228H206L205 230L203 229ZM219 228V229H220ZM226 228H228L227 226H226ZM86 230L85 231V234H84V231H81V230ZM220 229V230H221ZM92 230V231H91ZM218 230V229H217ZM136 231V230H135ZM219 231V230H218ZM223 231H221V233L220 234H223L224 235V232ZM197 232V233H196ZM204 232V233H203ZM214 232H217V231H215V229H214ZM213 232V233H214ZM225 232V234H227ZM202 234V236H203V238H202V240L201 239H199V237L197 238V234ZM169 234V233H168ZM198 234V236H201V235H199ZM204 234V235H203ZM216 234V233H215ZM214 234V235H215ZM144 235V234H143ZM135 236H137V235H135ZM147 236V235H146ZM145 236V237H146ZM156 236H158V235H156ZM201 236V237H202ZM217 236V235H216ZM224 236H226V235H224ZM223 236V237H224ZM226 236V237H227ZM230 236V237H229ZM143 237V236H142ZM159 237V236H158ZM162 237H164V236H162ZM200 237V238H201ZM212 237V236H211ZM221 237V236H220ZM133 238V237H132ZM165 238V237H164ZM163 238V239H164ZM167 238V237H166ZM222 238V237H221ZM220 238V239H221ZM139 239V238H138ZM160 239V238H159ZM223 239V238H222ZM226 239V238H225ZM122 241V242H120V241ZM174 240H176L175 242H174ZM183 240V241H182ZM191 240V241H190ZM212 240V239H211ZM118 241V242H117ZM161 241V240H160ZM163 241H165V240H163ZM193 241V242H194ZM202 241V242H201ZM208 241V240H207ZM223 241V240H222ZM158 242H159V240H158ZM167 242V243H168ZM174 242V243H173ZM224 242V241H223ZM226 242V241H225ZM226 242V243H227ZM115 243V244H114ZM122 243L123 244H126L127 245V247H128V251H127V248H126V245H122ZM164 243V242H163ZM166 243V242H165ZM198 243V244H199ZM211 243V242H210ZM161 244V243H160ZM176 246H175V245ZM198 247L199 246V248H197L195 245ZM219 244V243H218ZM146 245V244H145ZM157 245H159V244H157ZM162 245V244H161ZM166 245V244H165ZM129 246H132V245H129ZM148 246V245H147ZM169 246L170 247H172L171 249H172V251L170 250V248H169ZM181 246V247H180ZM104 247V248H103ZM133 248L135 247V248H137L136 246H132ZM132 247H131V249H132ZM173 247H175V248H177V250H175ZM179 247V248H178ZM194 247H196V249H194ZM103 248V249H102ZM162 248V247H161ZM163 248H164V246H163ZM213 248V247H212ZM224 248V247H223ZM228 248V249H229ZM97 250V254H94L93 255V253H95L94 251L95 250ZM138 249V248H137ZM144 249V248H143ZM148 249V248H147ZM147 249H144V250H147ZM151 249V248H150ZM149 249V250H150ZM202 249H204V248H201L200 250H202ZM221 249V248H220ZM227 248H226V250H228ZM133 250H135V249H133ZM139 250H140V248H139ZM138 250V251H139ZM148 250V251H149ZM174 250V251H173ZM196 250V251H195ZM122 251V252H123ZM128 253H127V252ZM224 251V250H223ZM222 250H221V252H223ZM123 252V253H124ZM133 252V251H132ZM137 252V251H136ZM135 252V253H136ZM157 252V251H156ZM159 252V251H158ZM161 252V251H160ZM159 252V253H160ZM163 252V251H162ZM192 252V253H191ZM224 252H226V251H224ZM121 253V252H120ZM123 254L124 256L126 255V254ZM131 253V252H130ZM148 253V252H147ZM233 253L231 254L230 253V255H233ZM122 254V253H121ZM164 254V253H163ZM186 254H188L187 256H186ZM224 254V253H223ZM117 255V254H116ZM115 255V256H116ZM120 255V254H119ZM130 255V254H129ZM143 255V254H142ZM162 255V254H161ZM114 256V255H113ZM127 256V255H126ZM171 256V255H170ZM118 256H116V258H117ZM132 257V256H131ZM130 257V258H131ZM226 257H227V254H226ZM229 257V256H228ZM125 258V257H124ZM134 258V257H133ZM189 258V257H188ZM211 259V258H210ZM67 260H69V261H71V262H67ZM72 260H74V261H72ZM231 260H232V258H231ZM67 262V263H66ZM75 263V262H74ZM137 263V262H136ZM229 263V262H228ZM231 263H233V262H231ZM76 264V263H75ZM174 264V263H173Z\"/></svg>",
	"mask_w": 264,
	"mask_h": 264
}]
</instances>
